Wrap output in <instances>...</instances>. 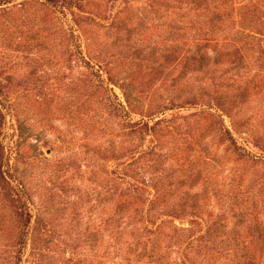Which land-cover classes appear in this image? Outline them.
<instances>
[{
    "label": "rangeland",
    "instance_id": "rangeland-1",
    "mask_svg": "<svg viewBox=\"0 0 264 264\" xmlns=\"http://www.w3.org/2000/svg\"><path fill=\"white\" fill-rule=\"evenodd\" d=\"M0 152V264H264V0H0Z\"/></svg>",
    "mask_w": 264,
    "mask_h": 264
},
{
    "label": "trees",
    "instance_id": "trees-1",
    "mask_svg": "<svg viewBox=\"0 0 264 264\" xmlns=\"http://www.w3.org/2000/svg\"><path fill=\"white\" fill-rule=\"evenodd\" d=\"M3 167H4V163H3V156H2V154H1V152H0V177H1V179L4 181V182H8L7 181V178H6V176H5V172L3 171Z\"/></svg>",
    "mask_w": 264,
    "mask_h": 264
}]
</instances>
